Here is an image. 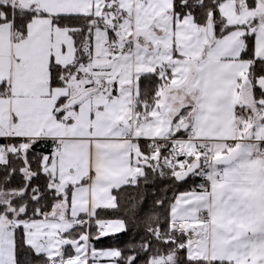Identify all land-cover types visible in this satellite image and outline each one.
<instances>
[{
  "label": "snow or ice",
  "instance_id": "snow-or-ice-1",
  "mask_svg": "<svg viewBox=\"0 0 264 264\" xmlns=\"http://www.w3.org/2000/svg\"><path fill=\"white\" fill-rule=\"evenodd\" d=\"M0 264H264V0H0Z\"/></svg>",
  "mask_w": 264,
  "mask_h": 264
},
{
  "label": "trees",
  "instance_id": "trees-1",
  "mask_svg": "<svg viewBox=\"0 0 264 264\" xmlns=\"http://www.w3.org/2000/svg\"><path fill=\"white\" fill-rule=\"evenodd\" d=\"M125 237H122V239H124ZM105 243H108V241H105Z\"/></svg>",
  "mask_w": 264,
  "mask_h": 264
}]
</instances>
